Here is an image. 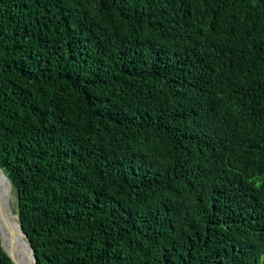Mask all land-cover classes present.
Listing matches in <instances>:
<instances>
[{
  "label": "trees",
  "instance_id": "1",
  "mask_svg": "<svg viewBox=\"0 0 264 264\" xmlns=\"http://www.w3.org/2000/svg\"><path fill=\"white\" fill-rule=\"evenodd\" d=\"M0 170L37 264H264V0H0Z\"/></svg>",
  "mask_w": 264,
  "mask_h": 264
},
{
  "label": "water",
  "instance_id": "2",
  "mask_svg": "<svg viewBox=\"0 0 264 264\" xmlns=\"http://www.w3.org/2000/svg\"><path fill=\"white\" fill-rule=\"evenodd\" d=\"M0 174L10 186L9 181L2 170H0ZM1 183L3 184V182ZM13 214L17 220L18 231L14 229L13 223L6 213L4 202L0 200V247L12 264H21V262L28 261V258H26L28 255L19 243V241H21L27 245L28 250L30 251V263L37 264L30 242L20 226L18 215L16 213Z\"/></svg>",
  "mask_w": 264,
  "mask_h": 264
},
{
  "label": "bare ground",
  "instance_id": "3",
  "mask_svg": "<svg viewBox=\"0 0 264 264\" xmlns=\"http://www.w3.org/2000/svg\"><path fill=\"white\" fill-rule=\"evenodd\" d=\"M0 181L3 182V184L0 182V200L4 202L6 213L8 217L10 218L11 222L13 223L14 229L18 231L17 220H16L15 215L12 212L13 200H12L11 192L8 191V189L6 188L5 181L1 175H0ZM19 243L21 247L23 248V250L25 249L24 250L25 253L29 256V257L26 256V258H28V261L21 262V264H31L30 263V260H31L30 251L28 250L27 245L21 241H19Z\"/></svg>",
  "mask_w": 264,
  "mask_h": 264
},
{
  "label": "rangeland",
  "instance_id": "4",
  "mask_svg": "<svg viewBox=\"0 0 264 264\" xmlns=\"http://www.w3.org/2000/svg\"><path fill=\"white\" fill-rule=\"evenodd\" d=\"M5 184H6V188L8 189V191L11 192V196H12V200H13V202H12V212L14 213L15 212V209H16L15 194H14L13 189L9 186V184H7L6 181H5Z\"/></svg>",
  "mask_w": 264,
  "mask_h": 264
}]
</instances>
